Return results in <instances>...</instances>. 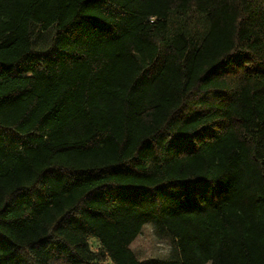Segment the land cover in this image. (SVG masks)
I'll return each mask as SVG.
<instances>
[{
    "label": "trees",
    "instance_id": "obj_1",
    "mask_svg": "<svg viewBox=\"0 0 264 264\" xmlns=\"http://www.w3.org/2000/svg\"><path fill=\"white\" fill-rule=\"evenodd\" d=\"M161 1L0 0V264H201L172 220L209 214L213 264H264V0ZM147 224L168 259L131 250Z\"/></svg>",
    "mask_w": 264,
    "mask_h": 264
},
{
    "label": "rangeland",
    "instance_id": "obj_2",
    "mask_svg": "<svg viewBox=\"0 0 264 264\" xmlns=\"http://www.w3.org/2000/svg\"><path fill=\"white\" fill-rule=\"evenodd\" d=\"M126 2L136 10L149 13H156L163 6L161 0H126ZM7 71L17 76L29 75L27 69L21 64L11 66ZM122 95V89L110 90L109 97L99 104V110L101 112L108 110ZM210 154V158H217L215 150L210 151ZM241 220L246 226L248 244L256 248L258 242L264 243V201L261 202L259 208L256 210L253 221H250L247 217H242ZM172 223L175 227L180 228L181 231L186 228L187 224H190L196 233L206 236L210 250L209 253H203L199 247H196V252L200 256L201 264H213L212 257L218 248V244L227 235L219 220L209 214L201 217L188 216L184 217L181 221L172 220ZM89 248L95 252L100 248V245L97 240L91 239L89 241ZM131 250L140 261L151 258L168 259L172 254L170 241L150 224L143 227L140 235L132 243Z\"/></svg>",
    "mask_w": 264,
    "mask_h": 264
}]
</instances>
